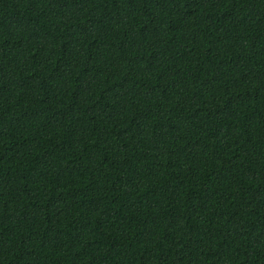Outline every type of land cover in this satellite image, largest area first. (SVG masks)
Masks as SVG:
<instances>
[{
    "label": "trees",
    "instance_id": "16d2710c",
    "mask_svg": "<svg viewBox=\"0 0 264 264\" xmlns=\"http://www.w3.org/2000/svg\"><path fill=\"white\" fill-rule=\"evenodd\" d=\"M0 264H264V0H0Z\"/></svg>",
    "mask_w": 264,
    "mask_h": 264
}]
</instances>
